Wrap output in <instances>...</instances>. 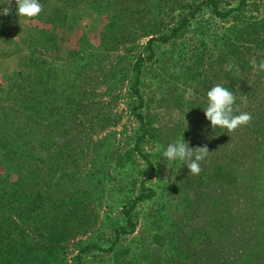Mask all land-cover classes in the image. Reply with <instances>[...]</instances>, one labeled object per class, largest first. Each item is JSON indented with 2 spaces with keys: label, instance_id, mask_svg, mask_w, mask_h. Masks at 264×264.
I'll return each instance as SVG.
<instances>
[{
  "label": "rangeland",
  "instance_id": "1",
  "mask_svg": "<svg viewBox=\"0 0 264 264\" xmlns=\"http://www.w3.org/2000/svg\"><path fill=\"white\" fill-rule=\"evenodd\" d=\"M201 1L99 0L98 4L96 0H77L67 10L75 16L64 29H55L54 40L48 37L47 41L40 33H50L53 27L40 19L18 16L4 24L0 87L6 88L8 76L13 80L15 73L9 72L25 62L28 50L40 52L42 46L48 49L44 55L61 66H75L89 54L98 56L97 72L105 77L94 83L86 115L72 125L83 131L77 135L83 147L76 162H67L65 168L56 165L50 138L37 147L48 157L34 174L44 177L45 191L56 190L38 203L28 216L31 220L20 225L14 236L20 237V231L24 236L15 237L19 240L11 241L0 259L23 252L25 246H38L37 261L28 257L23 264H77L79 254L80 264L231 262L227 243L236 238L237 246L243 238L239 234L245 206L241 192L249 186L253 195L261 197L260 173H252L251 165L260 152L254 142L240 141L248 125L233 132L212 128L203 110L207 91L216 84L236 96L234 108L239 111L234 115L247 112V104L253 106L264 99V88L256 85L250 101L244 98L255 78L264 76L250 64L251 60L257 64L264 60V0L258 12L250 11L246 0L243 10L227 19L213 17L204 9L180 37L154 44V58L142 65L139 86L145 130L132 114L135 104L129 92L133 82L130 67L136 56L145 55V42L152 36L168 35L180 6ZM217 1L219 9L227 11L241 0ZM103 38L108 40L104 43L107 50L98 51ZM56 41L58 50L53 52ZM111 66L110 73L103 71ZM52 70L45 94L58 106L65 75L62 69ZM3 108L0 101V112ZM50 118L54 120V116ZM181 138L189 147L207 145L211 152L200 162L198 175L189 173L184 162L163 156L167 146ZM244 170L248 178L242 177ZM17 178L0 166L2 184L15 183ZM142 188L152 190L154 197L136 205L131 213L134 232L115 242V232L127 228L124 210ZM217 194L219 197L214 196ZM86 246H95V250L81 254ZM257 252L245 264H264V240Z\"/></svg>",
  "mask_w": 264,
  "mask_h": 264
},
{
  "label": "trees",
  "instance_id": "2",
  "mask_svg": "<svg viewBox=\"0 0 264 264\" xmlns=\"http://www.w3.org/2000/svg\"><path fill=\"white\" fill-rule=\"evenodd\" d=\"M75 1L77 0H39V3L43 5V11L39 16L31 19H40L44 24L53 27L50 33L44 31L40 33V35H44L45 41L48 37H52L54 40L56 37L54 34L55 29H64L71 21L72 16H75L74 14H68L67 11L68 6L72 7L76 3ZM96 1L100 4L99 0ZM248 1H250L249 10L252 12H258L263 2V0ZM245 2L246 0H241L236 8L227 11L219 9L217 0H202L197 5L184 4L180 6L182 10L179 11L175 23L169 26L168 35L152 36L145 42V55L136 56L131 64L133 82L129 86V92L135 104L132 108V114L139 121L143 130L146 126L140 113L143 106V98L139 88L140 77L142 65L154 58V44H166L180 37L204 9H209L213 17L227 19L230 14L241 12ZM5 6L10 7L11 12L7 16L0 15V33L2 34L6 30L3 29L4 24L10 19L13 20L18 17L15 0H0V9ZM112 25L115 29L113 22ZM105 35L103 34V37ZM257 35L259 38H263L262 33H257ZM106 41L108 42L105 38L101 40L102 47L98 51L104 48ZM54 44L53 52H57V41ZM47 50L44 46L41 47L40 52L32 49L28 50L23 58L25 62L16 71L9 72L15 73L13 80L8 76L4 80L7 84L6 88L0 87V101L4 104V108L0 112V166L5 171L18 176L15 183L2 184L0 182V256L6 254V249L12 246L10 245L11 241L16 242L21 239V236H24L21 231L20 237L14 235L18 232V228L22 227L20 225L28 219L30 213L37 208L38 203L52 196L56 190L54 187L45 191L48 186L44 182V177L39 175L37 177L34 174V170L37 167L41 169L48 157L45 156V150L42 147L40 149L37 147L39 144L44 145L45 141L50 138L55 145L53 152L55 158L53 160L56 165L65 168L67 162L68 165L76 162L77 156L83 147L80 146L82 142L79 141L77 135H82L83 131L78 127H72V125L86 115L84 110H87L90 106V101L87 98H92L91 92L94 89V83L105 77L104 75H98V56L89 54L80 58L75 66H61L44 55ZM52 67L62 69L65 75L60 92V101L57 103L58 106L53 105L45 94L48 90L47 78H50L49 73L54 72ZM111 69L112 66L103 69V71L110 73ZM255 85L264 88V76L255 78L253 85L249 88L251 89L250 94L244 96L247 99L246 101H250ZM246 111L254 112L253 122L246 127V133L240 135L239 138L240 141L245 143L254 142L256 147L258 145L257 153L260 152L257 156L258 161L251 165L254 166L252 173H260V187L263 188H260L261 197L253 195L249 186L241 192V195H243L241 201L245 206L243 207V224L239 234H242L243 238L237 246H235L236 238L229 240L230 242L233 241L234 244L230 243L228 245L227 243V251L232 250L228 251L229 259L233 258L229 264L247 263L248 257L259 254L257 248L264 240V99L253 106L247 104ZM51 116H54V120H50ZM52 125L54 127L50 128ZM142 138L143 136L137 139L136 149H138ZM89 147L90 144L84 146V148ZM45 149H49V146H46ZM240 155L241 159L245 160L241 150ZM242 177L248 178L246 170H244ZM142 191L135 198L132 205L124 210L127 228H120L115 232V242L118 241L121 235L134 232L135 224L131 213L136 205L154 197L152 190L142 188ZM214 196L219 197L218 194ZM214 201L215 199L211 200V203ZM10 226L15 228L11 229ZM15 237H19V239ZM38 248V246H25L23 252L16 251L11 253L10 256L7 255L0 259V264H23L22 262H26L28 257L37 261L39 258ZM90 250H95V246H86L80 253ZM81 257L80 254L75 257L77 264H80ZM236 259L238 261H235ZM226 260L227 256L223 262H226Z\"/></svg>",
  "mask_w": 264,
  "mask_h": 264
},
{
  "label": "clouds",
  "instance_id": "3",
  "mask_svg": "<svg viewBox=\"0 0 264 264\" xmlns=\"http://www.w3.org/2000/svg\"><path fill=\"white\" fill-rule=\"evenodd\" d=\"M15 4L19 17L31 19L39 16L43 11V5L39 3V0H15ZM10 12L11 8L8 6L0 9V15L7 16ZM250 64L254 71L264 72V60L258 64L255 60H251ZM235 103L236 96L233 92L220 84H216L207 91V107L203 111L212 128H225L228 132H233L251 123V113L241 112L239 115H234L235 111H239L238 108H234ZM210 153L207 145L192 148L184 138H181L169 144L163 151V156L169 161L178 159L184 162L189 173L198 175L202 171L200 162L204 161Z\"/></svg>",
  "mask_w": 264,
  "mask_h": 264
}]
</instances>
